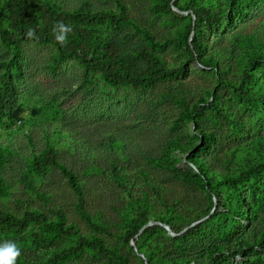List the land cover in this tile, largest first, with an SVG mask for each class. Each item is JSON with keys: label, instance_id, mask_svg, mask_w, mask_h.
Here are the masks:
<instances>
[{"label": "rangeland", "instance_id": "obj_1", "mask_svg": "<svg viewBox=\"0 0 264 264\" xmlns=\"http://www.w3.org/2000/svg\"><path fill=\"white\" fill-rule=\"evenodd\" d=\"M53 1L67 11L81 4L91 10L115 8L111 0ZM122 1L131 22L118 31L103 28L101 34L118 42L121 53L139 64L138 55L152 52L164 61L169 74L142 92L129 84H108L98 71L85 77L83 57L61 56L56 46L20 43L21 70H11L20 106L13 121L20 118L22 122L19 126L13 121L0 125V177L5 190L0 208L17 216L39 210L49 218L52 210L61 209L66 223L77 230L76 236H68L47 228L49 236L43 244L34 242V235L41 232L39 224L31 223L19 235L0 233V243L11 240L21 246L20 258L26 264H45L55 252L75 245L78 237L99 239L105 249L122 257L124 264H148L145 254L150 251L167 264L172 257L212 264L213 258L221 257V249L214 250L221 246L219 228H211L219 224L220 220H213V212L214 208L221 210V204L207 187L183 180L168 165L173 164L186 177L198 175L187 156L205 131L214 133L216 143L198 153L196 160L207 164L214 179L235 174L260 156L251 145L254 138L264 137V108L237 107L224 80L241 76L236 57L244 54L238 37L250 36L256 44L253 50L264 55V1L246 16L233 21L225 18L214 31H207L205 55L217 61L219 74L191 59L182 44L171 43L178 38L182 23L157 12L154 6L158 0ZM217 1L226 12V0ZM4 26L10 31L6 18ZM12 55V49L0 41V63L8 62ZM221 67L227 69L222 78ZM257 76L262 84L264 61L258 63ZM209 94L218 98L232 119L243 122L241 133L209 121L200 122L197 128L189 119L175 123L180 101L190 108L199 97ZM47 143L53 146L57 161L71 169L82 185L90 222L77 215L75 194L59 170L51 168L43 176L27 170L28 159ZM115 177L122 179L124 189ZM240 191L251 200L249 190L243 187ZM131 198L148 210V222L168 218L175 234L208 221L201 233L184 241H174L166 228L154 223L149 226L152 233L147 240L139 235L125 244L122 218L135 216ZM253 209L255 217L235 221L240 225L220 264H243L247 256H260L264 264V249L257 242L264 235V203L254 204ZM98 247L87 246L80 259L62 264H110Z\"/></svg>", "mask_w": 264, "mask_h": 264}, {"label": "trees", "instance_id": "obj_2", "mask_svg": "<svg viewBox=\"0 0 264 264\" xmlns=\"http://www.w3.org/2000/svg\"><path fill=\"white\" fill-rule=\"evenodd\" d=\"M111 1L114 2V9L91 10L88 5L81 4L75 9L67 11L53 0H0V41L5 46L10 47L13 54L8 62L0 63V125L10 124L20 112L18 87L11 69H16L18 72L21 70L20 43L22 41H31L37 45L51 44L56 46L60 55L64 57H83L85 77L94 71H98L106 83L111 85L129 84L136 92L144 91L147 87L169 75L164 61L157 55L144 51L138 55L141 61L139 64L121 53L118 42L101 34L103 28L118 31L123 24L131 22L123 1ZM261 1L264 0H226L227 10L225 12L220 8L221 2L217 0H158L154 9L182 23L178 38L171 43L177 46L182 44L191 59L198 60L205 67L215 68L216 73L219 74L217 61L211 56L205 55L207 52V31H214L220 24L222 25L225 18L233 21L239 15L246 16L250 9L259 5ZM172 6L180 12H185V14H179L178 11L177 13L174 12ZM4 18L8 19L10 31L4 26ZM58 22L70 24L73 28L72 33L68 36V44L64 47L56 41L52 31ZM28 28L36 29L38 40L32 41L26 38ZM237 40L238 44L243 47V54L248 56V59L244 63L242 61L244 55L240 58L236 57L241 76L237 80L228 78L224 80V84L229 87L232 101L237 107L247 110L258 107L264 108V90L262 89L264 82L260 84L261 80L257 76L258 63L264 61V55L253 50L256 44L250 36H241ZM225 70L227 72V69ZM225 70L221 67V78ZM179 104L181 109L179 116L175 119L176 124L184 119H189L197 128L200 122L209 121L221 129L225 126L238 134L242 132L243 122L232 119L214 95L209 94L205 98L199 97L190 108L183 101H180ZM18 120L21 124L20 118L15 122L13 121L17 126H19ZM254 139L251 147L260 153L259 158L232 175L214 179L208 172L207 164L196 160L198 153L208 151L211 145L216 143L212 131L203 132V137L195 145L193 152L187 156L188 164L192 170L198 172V175L186 177L179 168L173 164L168 165V168L183 180L207 187L211 194L218 199V203L221 204V210L214 208L213 212V220H220L219 224H212L211 226V228H219L218 239L221 240V246H215L214 250L218 252L221 249V257L213 258L212 264H220V259L226 258L223 251L229 246L226 245L230 244L235 228L240 225L235 224V221L237 222L241 217L248 219L255 217L253 205L264 203V137L258 136ZM251 147L250 149H252ZM51 168H56L61 172L66 178L68 186L74 192L76 199L74 208L77 215L90 222L91 218L85 207V193L82 185L71 169L57 161L53 146L47 143L38 154L28 159L27 170L31 174L43 176ZM115 174L117 173L115 172ZM115 179L124 189L122 179L118 177ZM243 187L246 191H250L251 200L246 196V193L242 194L240 191ZM4 193L5 190L0 177V195ZM131 200L135 209V216L122 218L124 229L122 241L125 244H129L135 236L138 237L139 235H145L147 240L152 233L148 232L149 226L144 227L139 232L149 221L148 210L139 204L138 199L131 198ZM50 214L52 215L51 218L39 210H31L24 211L22 215L17 216L0 208V233L19 235L26 231L31 223H35L39 224L41 229V232L34 235V242L37 244H43L47 241L49 236L45 232L47 228L68 236L77 235L75 226L66 223V215L61 209L52 210ZM156 220L171 226L168 218L161 217ZM207 221H201L183 233H177L172 239L179 242L197 236L203 231L202 227ZM91 225L98 228L94 224ZM102 230L104 229L102 228ZM257 242L260 248L264 249V235H261ZM98 245V252L106 255L110 264L125 263L122 257L105 249L99 239L94 237L90 241L78 237L75 245L55 252L45 264H62L66 261L80 259L84 254L85 247ZM145 256L148 264H167L162 256L155 257L152 251ZM262 259L260 256H247L243 264H262ZM17 264L26 263L19 258ZM169 264H192V260L186 257L183 259L172 257Z\"/></svg>", "mask_w": 264, "mask_h": 264}, {"label": "clouds", "instance_id": "obj_3", "mask_svg": "<svg viewBox=\"0 0 264 264\" xmlns=\"http://www.w3.org/2000/svg\"><path fill=\"white\" fill-rule=\"evenodd\" d=\"M56 41L62 46L68 44V36L72 33V26L66 25L63 22H58L52 29ZM26 38L28 40L36 41L39 39L35 28H28L26 30ZM22 255L21 246L15 241H5L0 243V264H17V261Z\"/></svg>", "mask_w": 264, "mask_h": 264}, {"label": "water", "instance_id": "obj_4", "mask_svg": "<svg viewBox=\"0 0 264 264\" xmlns=\"http://www.w3.org/2000/svg\"><path fill=\"white\" fill-rule=\"evenodd\" d=\"M172 10H173L174 12H176V13H177V11H178L179 14H185V12H180V11H179L178 9H176L175 7H172ZM154 223H156V224H158V225H161V226H163L164 228H166L167 231H168V233H169V235H171V236L176 235L175 233H173V232L171 231V229H170V227H169L168 225H166V224H162V223H159V222H157V221H151V222H148L147 224H145V225L140 229L139 232H141V231L143 230L144 227H146V226H150V225H152V224H154ZM193 225H195V224H191V225L187 226V227H186L183 231H181L180 233H183L185 230H187L189 227H191V226H193ZM132 246H135V242H133ZM141 255L143 256V254H141Z\"/></svg>", "mask_w": 264, "mask_h": 264}, {"label": "built area", "instance_id": "obj_5", "mask_svg": "<svg viewBox=\"0 0 264 264\" xmlns=\"http://www.w3.org/2000/svg\"><path fill=\"white\" fill-rule=\"evenodd\" d=\"M18 123H20V120H18Z\"/></svg>", "mask_w": 264, "mask_h": 264}]
</instances>
